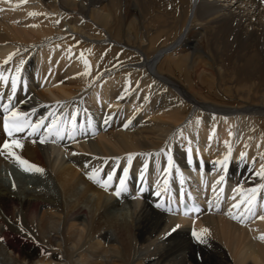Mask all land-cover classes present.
I'll return each instance as SVG.
<instances>
[{"label": "bare ground", "instance_id": "obj_1", "mask_svg": "<svg viewBox=\"0 0 264 264\" xmlns=\"http://www.w3.org/2000/svg\"><path fill=\"white\" fill-rule=\"evenodd\" d=\"M21 60L17 108L77 120L15 150L42 180L11 182L23 170L0 155V264H264V188L232 208L243 223L228 214L264 184V0H0V94ZM186 191L197 217L156 207Z\"/></svg>", "mask_w": 264, "mask_h": 264}, {"label": "snow or ice", "instance_id": "obj_2", "mask_svg": "<svg viewBox=\"0 0 264 264\" xmlns=\"http://www.w3.org/2000/svg\"><path fill=\"white\" fill-rule=\"evenodd\" d=\"M36 15L35 12H29V16ZM59 23V21H57ZM11 57H9L10 59ZM81 59L83 60L84 65V75H88L89 73V61L87 59H84L83 55L81 54ZM5 63H8V61H5ZM24 61H20V65H17L14 69L15 75H11L10 79V88H11V94L7 95L8 103L0 104V108H2V112H0V155H8L9 157H12L15 159V161L19 164V166L22 168L23 171L26 172H36V173H43L44 169L39 167L38 165L34 163H30L28 160L23 159L20 155L17 154L15 150H22L25 147L26 139L27 137H38L39 141L41 143L46 142V137L55 136V137H63L65 132L67 131L69 136H71V131L75 130V122L77 120V113L71 112V119H72V125L71 130L67 127L68 121L63 120L64 126H61V121H57L55 118H53L51 123H48L45 126V119L42 117L41 119L36 120L33 122L30 118L28 113L20 111L17 109L15 105H13L11 102L13 100L14 94L17 92L18 87V78L20 77V74L22 72V65ZM11 71V70H9ZM76 75H80V73H77ZM0 80L5 81L6 83L9 80V77L4 75L3 72H0ZM147 99V97H145ZM59 103V102H58ZM32 112L35 113L36 109L33 108ZM110 119V118H109ZM109 119H105L104 123L108 124ZM198 119V118H197ZM89 125L91 124V120H89ZM125 127L128 125L125 124ZM42 127L44 128V131L41 132ZM27 134L25 137L23 134ZM6 134V135H5ZM35 143V140L32 141ZM232 149L229 146L227 149V153L223 155V158L216 161V163L221 167L222 170H226L230 166V157H231ZM160 153H164L167 156L168 160V167L164 168L163 171L165 173H168L172 163L173 158L170 154V150L166 151L164 148L160 149ZM159 155V153H157ZM245 154L241 153V157H243ZM127 160L128 164L130 165L133 160V154L129 153L127 154ZM188 163H192V156H188ZM178 171V170H177ZM96 173L97 170H93V172L90 174V179L96 180L98 184L101 185L105 190L112 187L111 181L113 180V176L111 173L107 175L106 179H96ZM129 168L124 167L123 168V176L119 178V184L115 186V195L117 197L121 196L122 193H124L126 189V178L128 177ZM257 175L264 179V163L260 165L259 171ZM144 173L141 172V177L143 178ZM218 180L220 183H223L225 180V175H219ZM13 187L15 185L13 184ZM258 188H264V184L258 185L257 187L247 189V192L249 195L244 198L243 200L235 203L232 205L231 208H229L228 214L232 216L233 219H240V222L243 223L242 217H237L232 213V208H240L242 204L245 205H251L252 202L256 198V193ZM143 188H139L138 191L143 192ZM234 192H239L240 195L244 196V189L237 187L233 189ZM157 208L163 207L161 204L156 205ZM211 207V205H209ZM217 208H219V204L216 205ZM168 211H172L171 206L167 208ZM197 212L200 211L199 208L195 209ZM260 219H264V216L260 217ZM180 227L179 224L174 225V227L171 229V231H175ZM208 231L207 228H202L199 230V232L193 230L192 236L200 243L204 242L203 234ZM165 235H168L166 233ZM2 239V237H0ZM261 240H264V235L260 236Z\"/></svg>", "mask_w": 264, "mask_h": 264}, {"label": "rangeland", "instance_id": "obj_3", "mask_svg": "<svg viewBox=\"0 0 264 264\" xmlns=\"http://www.w3.org/2000/svg\"><path fill=\"white\" fill-rule=\"evenodd\" d=\"M169 6H171V4H169ZM161 38H163V37L158 36L157 37L158 41H161ZM256 86H258V85H255V87ZM232 100L235 101L234 99H232ZM13 172L15 173V177H14V179L10 177V179H11V182L14 181V183L16 182L17 184L20 182L23 184L25 181L30 182V184H32L33 182H37L38 180H42L41 177L39 176V173H36V172H26V171H20V170L17 172L16 171H13ZM7 177H8V175H7Z\"/></svg>", "mask_w": 264, "mask_h": 264}]
</instances>
